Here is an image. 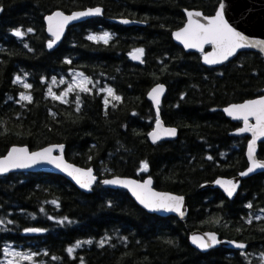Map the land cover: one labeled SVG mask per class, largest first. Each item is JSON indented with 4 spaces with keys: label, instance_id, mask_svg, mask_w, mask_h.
Wrapping results in <instances>:
<instances>
[{
    "label": "trees",
    "instance_id": "obj_1",
    "mask_svg": "<svg viewBox=\"0 0 264 264\" xmlns=\"http://www.w3.org/2000/svg\"><path fill=\"white\" fill-rule=\"evenodd\" d=\"M219 2L0 0V156L13 145L61 144L68 161L98 176L88 193L53 173L0 176V264H264V172L244 179L232 200L201 188L247 167L248 136L231 134L241 122L222 108L264 94V58L244 51L209 67L200 53L172 39L185 22L184 10L212 15ZM92 7H101L102 15L68 27L60 45L48 47L45 16ZM122 18L142 25L116 21ZM16 29L23 36L14 35ZM104 32L111 35L107 43L88 39ZM135 49L144 50L140 63L131 59ZM75 73L88 91L71 83ZM158 83L166 86L161 118L178 132L151 143L147 134L156 115L146 95ZM61 93L66 102L53 99ZM258 157L264 159V142ZM115 175L149 176L156 189L186 196L187 216L148 213L126 190L100 183ZM31 228L40 231L28 234ZM197 229L247 247L200 252L188 240ZM8 248L16 251L13 263Z\"/></svg>",
    "mask_w": 264,
    "mask_h": 264
},
{
    "label": "snow or ice",
    "instance_id": "obj_2",
    "mask_svg": "<svg viewBox=\"0 0 264 264\" xmlns=\"http://www.w3.org/2000/svg\"><path fill=\"white\" fill-rule=\"evenodd\" d=\"M224 3L223 0H221V3L219 5V9L216 12V15L212 18L208 19L207 25L200 24L194 20L191 19L192 13H188L189 16V23L188 26L182 29L179 32H176L175 38L177 40H180L185 48H202L204 44H212L215 46L214 52L208 53L204 57V62L207 64H217L222 62L223 60H227L229 56H232L237 49L244 48V47H255L257 43L264 44V41L260 42H249L245 39L244 36H242L239 32L234 31L233 28H231L228 23L224 20ZM101 13V9L95 8V9H89L86 12H78L73 13L70 16H64L62 13L57 12L54 13L52 16L47 17L46 19L49 21V31L52 33V36L54 37L53 40H50L48 42V47L51 48L53 44L60 39V34L63 32V27L65 24H67L71 20H75L79 17L83 16H89V15H99ZM196 16L201 15L199 12L195 13ZM56 20V26L53 28L52 22L53 20ZM122 23H129V21L124 20ZM28 31H32V29H28ZM14 35L17 37L23 36V33L16 29L14 31ZM89 40L94 41H103L104 43H107L111 39V35L108 32H104L100 36L96 35H89ZM144 50L143 49H135L134 53L131 54L133 59L139 60L143 56ZM67 63H70V61H66ZM19 77H17V81H19ZM16 82V81H14ZM25 88H30L31 85L24 84ZM71 90V89H69ZM81 91H88L89 89L86 87L81 86ZM103 91V89H102ZM108 92V95L111 96L113 100L119 101L120 97L115 95L113 90L111 88H108L106 90ZM164 91L163 85H158L157 87L152 89V92L150 93V97L153 99V101L158 105L159 104V96ZM49 92L51 93V89H49ZM67 93H61L60 96H56L53 94V99L61 100V102L64 101L63 97ZM22 100H28L31 102V97L26 95H21ZM109 101L105 99V104L107 105ZM225 111L229 115H234L236 113L243 114L244 120H245V128L241 129L240 131H249L251 130L253 132V140L249 143V159L252 161V166L248 168L247 172L241 173V175H247L248 173L253 172L257 168H264V162H259L254 159L253 152H254V144L258 137H264V97L258 99V100H251L241 105H232L230 108L225 109ZM255 116L257 124L256 126L249 128L247 126V118L248 116ZM234 118H240L238 115L234 116ZM157 129L161 127V122L159 119V114H157L156 119ZM165 134L168 136H175L176 135V129H165ZM152 139L153 143L158 141L160 137V133L158 131H153L149 134ZM61 149H63V145L59 146ZM52 149L51 148H45L41 152H34L31 154H28L25 149H15L13 148L12 151L9 153V155L3 159L0 160V173L7 172L9 170V167L12 168H27L34 164H37L41 161H46L49 164H55L57 168H63L64 171H68L69 175H74V179H76V182L80 185L82 188H90L92 182L95 180V177L92 176L91 169L87 170L86 172L80 169H75L71 165H67L63 163V160L61 157H54L51 155ZM211 159V157H209ZM147 163L142 162V169L147 170ZM81 177H86L87 179H81ZM105 184H123L125 187H128L129 185H132V190L134 195H136V198L140 201L141 204L144 205L145 208H148L153 211H159L163 210L166 212H172L180 211V207L182 205L183 198L182 197H175L171 195L166 194H159L156 192H153L148 185H150L151 181H145L143 185L138 184L133 181H121V180H105L103 181ZM219 183V181H217ZM230 185L229 188L226 189L229 196L233 195V192L235 191L236 185L233 184L231 181L228 182ZM248 207H251L249 204ZM183 213H181L182 215ZM26 231H40L39 229H27ZM208 235V240L211 241V244L206 242L202 237L194 236L192 238V242L196 244L201 249H207L213 244L218 243L219 241L216 240L215 235L213 234H206ZM107 238H105L106 240ZM105 241L100 242V246H103V243ZM83 243H91V241H84ZM81 242H77L75 247H80ZM238 247L243 248L244 245L240 244ZM69 254L74 251L73 248H69L67 250ZM27 259H30L31 257H25Z\"/></svg>",
    "mask_w": 264,
    "mask_h": 264
},
{
    "label": "water",
    "instance_id": "obj_3",
    "mask_svg": "<svg viewBox=\"0 0 264 264\" xmlns=\"http://www.w3.org/2000/svg\"><path fill=\"white\" fill-rule=\"evenodd\" d=\"M220 3H221V0H220L218 6L216 8V11L212 15H205L202 11L195 10V9L184 10L185 22H184L183 26H181L180 28L172 31V39H173V41L175 43L179 44L180 46H182L183 49L186 52H197V53H200L202 55L201 56L202 63L204 65H206V66H209V67L221 66L224 63H226V62L230 61L231 59H233L234 57H236L240 52H244V51L258 52L264 58V44L257 43L255 47H244V48L237 49L236 52L232 56H229L227 60H223L220 63L207 64V63L204 62V57L208 53L214 52V48H215L214 45H212V44H204L202 46V48H185L184 44L180 40H177L175 38L174 34L176 32H179V31H181L182 29H184L185 27L188 26V23H189L188 13H192L193 14L192 17H191L192 20H194V21H196V22H198L200 24L207 25L208 19L212 18V17H214L216 15V12L219 9ZM223 3H224V9H223L224 20L228 23V25L231 28L234 29V31L239 32L249 42L255 43V42L264 41V0H223ZM95 8L101 9V13L99 15H89V16L79 17V18H77L75 20H71L67 24H65L64 27H63V32L60 34V39L57 40L53 44L51 49H55V48H57L60 45L62 39L64 38V36L66 34V31H67L68 27H70V26H72L74 24H77L79 22H82V21H84V20H86L88 18H93V17L102 15L103 9L101 7H92V8L82 9V10H76V11H73L71 13H65V12H63L61 10H56V11L48 14L47 16H45V18H44L45 31H46L47 35L51 38V40H53L54 37L52 36V33L49 31V21L46 19L47 17L52 16L54 13H57V12L62 13L64 16H70L73 13L86 12L89 9H95ZM197 12H199L201 15L196 16L195 13H197ZM124 20L129 21V23H123V24H126L128 26L142 25V23H140L138 21L130 20V19H127V18L117 19L116 21L122 23V21H124ZM56 23H57V21L54 19L53 22H52L53 28H55ZM207 46H209V49H206ZM133 53H134V51L131 54H133ZM131 54H130L131 59L134 62L140 63L142 61V57L139 60L133 59ZM158 85H163L164 91H163L162 94H160V96H159V104L157 105L153 101V99L150 97V93L152 92V89L157 87ZM165 93H166V86L163 83H158V84H155L148 91V93L146 95L147 99L153 105V108H154V111H155V115H156V119H157V114H159V119H160V122H161V127L159 129H157V124H156V120H155L152 129L147 134V137H148V139H149V141L151 143H153V139H152V137L149 134L152 133L154 130L158 131L160 133V137H161L155 143L163 141V140H172V139H175L176 136H177V132H178L177 129L175 127L166 125L164 123V121L162 120V118H161L160 104H161V101H162ZM262 97H264V94H262L261 96H258L256 98L244 100L242 102L231 103V104H228V105H226V106H224L222 108V112L225 114L226 117L230 118L232 121H240L241 122V126L238 127L237 129H235L234 131H232L231 134L235 135V136L242 135V136H248L249 137V139L246 142V147H245V157H246V160H247V167L244 168L243 170L239 171L236 175L231 176V177L219 176L215 180H213L212 182L203 184L201 186V188L211 187V188H214V189H218L228 199L232 200V199H234L235 195L238 193V191H239V189L241 187L242 181L244 179L249 178V177H251L253 175H256L258 173L264 172V168H257L253 172L248 173L247 175H243V176L241 175V173L247 172L248 168L252 166V161L249 159V143H250V141L253 140V132L251 130H249V131H240L241 129L245 128V126H246L243 114L236 113L234 115H229L225 111V109L230 108L232 105H241V104H244V103H246L248 101H251V100H258V99H260ZM237 115L240 118H238V119L234 118V116H237ZM256 124H257V121H256L255 116H251V115L248 116V118H247V126L249 128H252V127L256 126ZM165 129H176V135L175 136L166 135L165 132H164ZM262 142H264V137H258L256 139V141H255L254 146H253L254 147V152H253L254 159L256 161H259V162H264V159H261V158L258 157L259 146H260V143H262ZM60 145L61 144H51V145H47L45 147H42V148L36 149V150H30L25 145H13V146H11L8 149V151H7V153L5 155L0 156V160L5 159L9 155V153L12 151L13 148H15V149H25L28 154H31V153H34V152H41L45 148H51L52 149L51 155L54 156V157H61L64 164L71 165L73 168L80 169V170H83L85 172L87 170L91 169L92 176L95 177V180L92 182L90 188H82V187H80V185L76 182V179L73 178L74 175H76V173H74L73 175H69L68 171H64L62 167L61 168H57L55 166V164H49L46 161H41V162H39L37 164H34V165L30 166V167H27V168H12V167H9V170L7 172L0 173V176L8 175L9 173H13V172H45V173H53V174H58V175L63 176L64 178L69 180L74 186H76V188H78L80 191H83L85 193L90 192L92 186L98 181V176L95 174V171L92 168L81 167V166H78V165L68 161L66 159V157H65V154H64V148L61 149L59 147ZM81 179H87V178L86 177H81ZM105 180L133 181V182H136V183L141 184V185H143L145 181L150 180L151 183H150V185H148V187L153 192H156V193H159V194H166V195H171V196L182 197L183 198L182 205L180 207V211L179 212H176V211L166 212V211H163V210L153 211V210H150L148 208H145L144 205L141 204L140 201L136 198V195H134L133 190H132V185H129L128 187H125L123 184H105V183H103V181H105ZM217 181H219V183H217ZM229 181H231L233 184L236 185L235 191L233 192L232 196H229L227 191H226V189L230 187V185L228 184ZM100 183L106 188H110V189H124V190H126L128 192V194L130 195V197L136 202V204L139 207H141L143 210L148 212V213L156 214V215L161 216V217L175 216V217H177L179 219H184L187 216V214H188V205H187L186 196L181 195V194H177V193H174V192H170V191H163V190L156 189L154 187V184H153V179L151 177H149V176L144 178V179H137V178L129 177V176L115 175V176L106 177V178L101 179ZM181 213H183V214L181 215ZM27 233L28 234H34V233H38V231H27ZM206 234L215 235L216 240L219 241V242L216 243V244H213L212 246H210L207 249H201L196 244H194L192 242V238L194 236H197V237H202L206 242L211 244V241L208 240V235H206ZM188 240H189L190 245L193 248H195L196 250L200 251V252H206V251H208L210 249L218 248V247H223V248H227V249H231V250H244L247 247V244L242 242V241H238V240H234V239H228V238H221L220 235L217 232L211 231V230H207V231L200 230V229L193 230V231L189 232ZM240 244H243L244 247L243 248L238 247V245H240Z\"/></svg>",
    "mask_w": 264,
    "mask_h": 264
},
{
    "label": "rangeland",
    "instance_id": "obj_4",
    "mask_svg": "<svg viewBox=\"0 0 264 264\" xmlns=\"http://www.w3.org/2000/svg\"><path fill=\"white\" fill-rule=\"evenodd\" d=\"M71 83L74 86H84L86 83V79L83 76L75 73ZM7 253H8V255L6 256V259L8 260L9 263H13L16 251L12 248H8Z\"/></svg>",
    "mask_w": 264,
    "mask_h": 264
},
{
    "label": "flooded vegetation",
    "instance_id": "obj_5",
    "mask_svg": "<svg viewBox=\"0 0 264 264\" xmlns=\"http://www.w3.org/2000/svg\"><path fill=\"white\" fill-rule=\"evenodd\" d=\"M208 49V48H207ZM249 139V138H248Z\"/></svg>",
    "mask_w": 264,
    "mask_h": 264
}]
</instances>
